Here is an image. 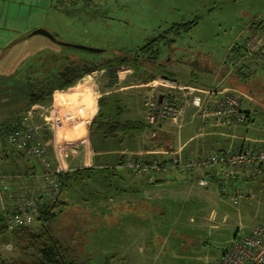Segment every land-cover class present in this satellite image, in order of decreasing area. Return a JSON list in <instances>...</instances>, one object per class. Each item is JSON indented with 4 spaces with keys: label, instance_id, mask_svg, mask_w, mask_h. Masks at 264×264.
<instances>
[{
    "label": "rangeland",
    "instance_id": "rangeland-1",
    "mask_svg": "<svg viewBox=\"0 0 264 264\" xmlns=\"http://www.w3.org/2000/svg\"><path fill=\"white\" fill-rule=\"evenodd\" d=\"M69 5L71 15L53 12L45 29L70 45L64 47L63 52L75 61L113 62V67L101 68L86 75L85 82L81 79L76 83L81 88H91L98 95L97 101L95 97L92 102L87 101L89 111L97 104L96 116L98 101L103 95L115 98L122 107L132 101L129 96L133 94H138L145 102L151 89L149 82L161 78L168 70L173 71L176 66H182L183 62L215 68L224 60L236 57L239 61L236 62L235 58V65H243V69L250 73L249 80L243 83L245 86L239 89L245 92L241 108L251 115L255 110L258 112L251 116L253 125L249 124L250 129L259 126L264 130V61L261 67L264 60V56L261 57L264 53L261 33V29L264 30V0H71ZM198 17L201 19L197 26L188 34L176 39L172 45L159 44L154 60L140 56L138 66L132 65L131 58L145 43L160 37L175 24ZM235 42L243 44L239 54L233 50ZM20 46L19 54L36 55V52L50 51L54 60L62 49L52 47L42 37L29 38ZM121 59L127 63L119 65ZM249 59L252 61H247ZM152 74L153 79L148 81ZM175 78L182 81L179 75ZM233 81L235 85L239 83L238 78ZM130 115L126 110L124 119H129ZM169 130L174 129L170 126ZM174 131L176 134V129ZM153 133L156 132H145L120 145L119 149L128 146L137 147L139 151H144V147L157 151L163 149L161 146H169L170 141L151 143ZM90 143L95 146L91 138ZM5 147L22 162H36L32 157L15 153L8 143ZM212 147L216 151L218 147L227 151L225 146ZM79 156L71 155L74 157L71 161L82 160ZM147 156L158 159L159 155ZM60 168L68 171L67 164L66 168L64 165ZM78 168L89 169L81 164L70 165L69 172ZM125 181L129 183V177ZM119 183L117 178L110 179L98 170L86 183L69 185L64 198V201L67 198L68 206L54 224L59 238L72 237L80 246L78 254L88 264H104L107 260L110 264H215L214 255L219 256L220 249L228 245V237L255 221L252 219L253 203L232 204L219 196L216 187L200 189L192 184L194 188L187 190V198L186 192L178 194L168 190L151 198L133 197L131 190L121 191ZM189 194L194 198L191 199ZM257 200L255 195L254 201ZM7 237H1L0 243ZM14 247L15 251L8 253L0 244V253L12 261L29 260L18 247Z\"/></svg>",
    "mask_w": 264,
    "mask_h": 264
},
{
    "label": "trees",
    "instance_id": "trees-1",
    "mask_svg": "<svg viewBox=\"0 0 264 264\" xmlns=\"http://www.w3.org/2000/svg\"><path fill=\"white\" fill-rule=\"evenodd\" d=\"M70 3L71 0H53L52 8L57 12L59 11L64 15L70 16ZM200 19L201 18L198 17L187 23L175 24L171 26L166 32H164V34L160 37L151 39L150 41L145 43L137 50V54L131 58L132 65L134 67L138 66L137 61L140 56H144L147 60L151 58L152 60H154L153 55L156 54V47L159 44L166 43L168 45H172L176 41V39H179L183 35L188 34L195 26H197ZM41 31L48 32L44 29L34 30L29 33L24 39L38 36L45 39L47 43L52 47H57L58 49L59 47L60 49L62 48L60 50L61 52L58 55V58L54 60L53 53H51L50 51H41L23 61L9 65V68L5 73L7 76L0 79V100H4L5 105L13 108L15 114H17V118L25 112L24 110L26 109L28 104L33 101H39L43 105L49 103L53 90L54 65H56V82L60 90L67 89L75 85L86 75H90L101 68L113 67V62L110 61L103 63H84L75 61L74 59L69 57L68 53L63 52V48L70 46L69 44L59 41L57 37L52 33H49L50 37H45L38 34ZM261 33L264 36L263 28L261 29ZM233 45V50L236 54H239L241 50H243V44L241 45L240 42H235ZM262 56H264V53L261 54V57ZM256 59L258 60L259 58L256 57ZM237 61H239L238 58H236V62ZM247 61H252V59H249ZM263 61L264 60L261 61V67H263ZM126 63L127 60L125 59H121L118 61L119 65ZM147 63H150V61H148ZM186 64L191 67V73H194L197 70H202L203 73H206L209 70V67L206 65L200 66L199 64L197 65L194 64V62L192 63L190 61L186 62ZM234 67L236 70L235 73L237 74L234 76L235 78H238L239 83L235 85V81H231V85L234 86V88H231L233 90L231 91V93L240 96V113L245 117L246 125L248 126V128H246L245 125H239L242 126L243 129L247 130L249 129V124L250 122L252 123V120L248 113L241 108L244 91L241 92L239 89L245 86V84L243 83L249 80L250 73H247L243 69V65L238 66V64H236ZM153 77V74L150 75L148 77V81L152 80ZM166 78L170 79V74H168ZM102 94L105 93L103 92ZM217 97H220V95H217ZM98 104L99 111L91 126V142L93 146L98 144L112 145L116 153V166L121 165L128 157L126 154H123V156L120 155V153L118 152L120 145L125 144L127 141L135 140L145 132H156L157 136L160 135V133H157L159 125H150L145 119L144 121L137 119H124L125 108L120 106L119 101H117L115 98H109L107 94L103 95L102 98L99 99ZM230 127L232 126H220L215 124L212 127L203 126L202 122H200L198 128V132L200 133V135L198 136L203 140L204 133L209 129ZM175 129L176 128H174V130ZM176 131L178 130L176 129ZM166 140L170 141L168 145L172 147L171 144L175 142L176 134H174V136L172 134L168 135ZM201 146L203 147V149H200L196 154L192 156L185 157L182 153V160L186 162L190 159H194L201 153V151L214 152L217 154L231 153L235 151L230 150L228 152H218L214 151V149H205L203 144ZM262 149H264V147ZM169 151L171 152L173 150L169 149ZM16 152L21 154L22 156L30 157L29 155L20 153L18 151ZM135 159L139 160L138 158ZM144 161H146L145 163H149L148 160ZM35 163L40 168L38 172L29 170L32 172H25L26 174H24L20 178L15 176L0 177V196L2 195L3 197H6L0 198V238L4 237L5 235L8 236L6 238V241L1 242L0 244H2L5 252L11 253L15 251L14 246H16L25 256L29 257V260L27 261H12L8 259L3 253H0V264H88L87 260L81 257L80 254H78V249H80V246L76 245V243L73 242L74 239H72V237H69L68 239L59 238L53 228L54 224L68 206V204L66 203L67 198L65 199V201L64 198L66 197L67 191L70 188L69 185L86 183L88 180H91L93 175L98 170L100 173H105L110 179L119 176L120 171H118L117 168H112V170L78 168L71 172H69L71 170L69 169L64 173L46 174L54 170L52 169V163L51 168L49 169L43 168L38 160H36ZM214 167L221 169L220 171L225 169V166L220 165L209 168V171H211V169ZM261 170L264 172V166H261ZM209 171L208 169L204 171L189 170L179 173L198 174L199 172H202L204 173L203 177L207 179L209 184L212 183L214 186L219 187L223 183V181H226L229 188L232 189V187L230 186L232 183V179L224 177L219 180L218 178H216V176H214V173H210ZM41 174L49 175L52 179L57 181V183L59 184V188L55 194L50 193L51 190L49 189V187H45L41 179L39 181L36 180V177L34 178V180L28 179L29 176H36ZM24 179H27V181L23 182ZM250 180L251 178H247V181ZM262 180V184L264 186V175ZM158 184H160V182L155 181L151 185ZM19 199H33L35 201L34 206L32 207L33 210L31 211L33 219L30 223L8 229L7 223L13 216L15 208H18L17 202ZM33 223L36 227L32 226ZM104 264H110L109 260L105 261Z\"/></svg>",
    "mask_w": 264,
    "mask_h": 264
},
{
    "label": "built area",
    "instance_id": "built-area-1",
    "mask_svg": "<svg viewBox=\"0 0 264 264\" xmlns=\"http://www.w3.org/2000/svg\"><path fill=\"white\" fill-rule=\"evenodd\" d=\"M82 80L85 82V78ZM80 86L75 84L64 90L54 87L48 105L43 106L33 101L24 116L7 132L8 143L16 151L38 160L43 168H51L54 159L55 163H52L54 170L46 174L66 172L60 170V166L64 165L66 168L67 164L69 170L68 162L74 158L71 155L79 154L83 166L98 169L117 168L119 171L129 172L133 179L146 177L148 183H154L169 171H204L220 165L225 166L223 172L225 178L234 179L237 174L244 172H247L249 177L263 178L264 172L261 166H264V149L255 151L247 145H242L231 153L201 151L194 159L186 162L182 160V152L179 148L159 154L170 155L164 159L156 158L145 163L143 159L127 158L128 160L116 166L113 146L109 144L91 146L90 132L97 113V104H94V108L89 111L87 101L90 99L92 102L93 97L97 101L98 95L93 93L91 88L84 89ZM148 86L151 89L144 105L145 120L150 125H158L161 119L172 123L180 122L178 119L180 120L183 111L175 93H184L189 96L190 104L196 108L203 126L242 124L248 128L245 117L240 113V96L231 93L232 89L221 92L216 86L208 88L181 86L164 77L149 82ZM158 88H163L165 91L158 95L155 93ZM35 117L42 119L45 132L31 125L30 121ZM176 127L179 129V123ZM46 174L29 176L28 179L34 180L35 177L37 181L41 179L45 187L51 190L50 193L55 194L59 184ZM26 181L27 179L23 180ZM197 185L206 188L208 181L205 177H200ZM219 194L232 204L254 198L252 193L245 194L241 189L229 188L226 181L219 186ZM34 203L33 199H19L18 208H15L13 216L7 223L8 229L30 223L33 219L31 211ZM216 264H264V225L256 223L248 231H238L235 241Z\"/></svg>",
    "mask_w": 264,
    "mask_h": 264
},
{
    "label": "crops",
    "instance_id": "crops-1",
    "mask_svg": "<svg viewBox=\"0 0 264 264\" xmlns=\"http://www.w3.org/2000/svg\"><path fill=\"white\" fill-rule=\"evenodd\" d=\"M52 3H53V0H0V79L7 76L5 73L7 69L9 68L8 67L9 65H12L13 63H16V62L23 61L27 59L28 57L32 56L31 54H28V55L19 54L18 50L19 48H21L20 45L25 40H27L24 38L29 33H31L34 30H40V29L46 30L45 26L47 24L49 16L53 12L54 13L57 12L56 10L52 8V5H53ZM48 33L50 32L48 31ZM35 37L38 38V36H34L31 38H35ZM32 45L34 46V43ZM45 49H47V47H45ZM37 53L38 52H36V54ZM185 63L186 62H183L181 64L182 66H176L175 69H173L174 72L171 70H168V73L164 72L161 77L166 78L167 75L170 74L171 76L170 80L176 82L177 84L181 86H194V87L197 86V87H202V88H205L208 86H216L218 90L219 89L221 90V92L223 90L228 91V90H231V88H234V86L231 85V81H233V79L235 78L234 75H237L235 73L236 71L234 73L232 72V67L235 64V58L231 57L228 59V61L224 60L223 62L220 63V66L215 67V68H209L208 72L206 73H203L202 70H197L194 73H191V67ZM53 72H54L53 73L54 74L53 89H54V87L58 88L57 82H56V68L55 67H54ZM175 75H179L182 81H178L175 78ZM164 91L165 90L163 88H158L155 91V93L160 95ZM175 95L179 99V102L182 106V111H183L180 120L178 119V121L180 122H177L179 123V129L176 127L177 123H174V122L172 123V122H168L169 120L165 121L161 119L158 124L159 128L157 132V133H160V135L157 136L156 133H153L151 136L153 137V139L151 140L152 141L151 143L159 142V141L165 142V141H168L166 140L168 135L172 134L174 136V132H173L174 130L170 131L169 127L172 126L173 129L176 128L178 130L176 132L177 136H176L175 142L171 144L172 147H170V145L161 146L163 149L161 150L158 149L157 151L147 150L148 148L144 147V151H139L140 149H138L137 147L132 148V147L124 146V148L122 147L118 150L120 155L123 156V154H126L128 156L127 158L153 160L154 158H152V156H147V155H152V154L159 155L165 151H169V149L177 150L180 148L181 152L183 153L185 157L192 156L196 154L200 149H203V147L201 146L202 144L207 150L213 149L212 146L214 145L225 146V148L227 149L226 151L222 149V147H218V150H217L218 152L220 151L228 152L230 150L231 151L236 150V148L242 145H247L255 151L261 150L264 147V130H260L259 126L254 127V128L252 127L251 129L249 128L247 130L243 129V127L240 125H234L230 128H213V129L207 130L204 133L203 140H202L201 137L198 136L200 135V133L198 132V128H199L201 120L199 118L196 108H194L190 104L189 96L184 95V93L183 94L175 93ZM129 98L132 101L129 100L128 102L124 103L123 107H125L126 110H129V113H131L130 118L132 120L137 119V120L144 121L145 115H146L145 105H144L145 102H142L141 96H139L138 94H133V96H129ZM36 102H39V101H36ZM141 103H142V108H141L142 110L140 109ZM31 104L32 102L28 104V106L24 110L25 112ZM46 105H43V106H46ZM126 110H125L124 116L126 114ZM24 113H22L17 118L16 117L17 114H15V111L13 110V108L5 105L4 100H0V177L15 176V177L20 178L21 176L26 174L25 172H28L29 170L38 172L40 169L35 162L34 164H32L31 162L25 163V162H22L16 159L14 156V153L13 152L11 153L10 150H8L5 147V144L8 143V141L6 142V139H7L6 135H7L9 128H11V126L15 122H18V120H20L24 116ZM255 113L257 114L258 112L255 110ZM255 113L253 112L252 115H255ZM248 115L251 118L252 115L250 113H248ZM30 122H31V125L38 127L41 131L43 132L46 131L45 127H42L43 125L42 119H40L39 117L32 118ZM250 124L253 125V123L251 122ZM4 138H5V141H4ZM156 147L159 148V146H156ZM12 150H14L13 147H12ZM214 151L216 150L214 149ZM115 157H116V153H115ZM163 157H170V155L163 156ZM158 158L161 159V156L159 155ZM52 163H55L54 159H52ZM80 164L83 165V160L81 159H78L77 162L75 163L69 160V163H68L69 167L70 165L73 166V165H80ZM209 170L210 169H208V171ZM220 170L221 169L214 167L209 172L214 173V176H216V178L220 180L221 178H224V175H223L224 170L222 171ZM32 171H29V172H32ZM209 172H206V173H209ZM203 174L204 173L202 172H199L198 174L196 173L193 174V173H179V172L172 171L164 175H161V177L157 180L158 182H160V184L158 185H151L152 183H148V180L146 177L141 178V179H133L130 173H127L124 171H120L119 176L114 177V178H117L119 180L120 182L119 184L122 186L121 191H123V189L131 190L132 192L131 195L133 197H137V196L144 197L145 196V197L152 198L156 196V193L163 194V193H167V190H168L171 193L178 192V194L181 192H186V198H187V190L189 188H194L192 184L197 185L198 179L200 177H203ZM127 177H129V183L125 181ZM247 178H251V180L247 181ZM262 181H263L262 177H259V178L249 177V174L246 172L243 174L239 173L234 179H232V183L230 185L232 189L234 188L241 189L242 192L246 194L252 193L254 197L256 195V197L258 198L256 202L254 201L255 200L254 198L252 200L244 199L241 201V202H246V203H253L255 205V208H254V205H252V209L254 210V213H252V219H255V221L251 225L240 227V229H237L236 233L244 229L248 230L256 223H260L264 225V186L262 184ZM209 186L212 188L216 187L212 183L210 184L208 183L206 188H209ZM197 187L202 189L198 185ZM216 188L219 194V187H216ZM178 189L180 191H176ZM125 193L126 192H124V194ZM189 196L191 197L190 194ZM1 197L3 196L1 195L0 198ZM3 198H6V197L4 196ZM192 198H194V196L191 197V199ZM236 235L234 234V236L228 237L230 238V240L227 242L228 245L225 248L222 247L219 252L220 255L217 256V253H216L214 255L213 260H215L216 262L220 260L224 252L234 242ZM147 241H148V238L144 241V244H146Z\"/></svg>",
    "mask_w": 264,
    "mask_h": 264
},
{
    "label": "water",
    "instance_id": "water-1",
    "mask_svg": "<svg viewBox=\"0 0 264 264\" xmlns=\"http://www.w3.org/2000/svg\"><path fill=\"white\" fill-rule=\"evenodd\" d=\"M38 34L43 35L45 37H50L48 32L41 31ZM82 48V47H81Z\"/></svg>",
    "mask_w": 264,
    "mask_h": 264
},
{
    "label": "bare ground",
    "instance_id": "bare-ground-1",
    "mask_svg": "<svg viewBox=\"0 0 264 264\" xmlns=\"http://www.w3.org/2000/svg\"><path fill=\"white\" fill-rule=\"evenodd\" d=\"M246 231H248V230H246Z\"/></svg>",
    "mask_w": 264,
    "mask_h": 264
}]
</instances>
